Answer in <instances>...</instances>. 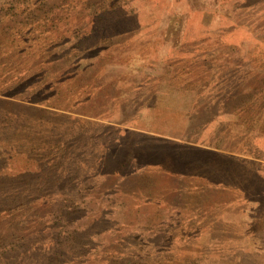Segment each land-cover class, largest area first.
<instances>
[{
    "label": "rangeland",
    "instance_id": "374dc122",
    "mask_svg": "<svg viewBox=\"0 0 264 264\" xmlns=\"http://www.w3.org/2000/svg\"><path fill=\"white\" fill-rule=\"evenodd\" d=\"M5 95L0 264H264V0H0Z\"/></svg>",
    "mask_w": 264,
    "mask_h": 264
},
{
    "label": "trees",
    "instance_id": "16d2710c",
    "mask_svg": "<svg viewBox=\"0 0 264 264\" xmlns=\"http://www.w3.org/2000/svg\"><path fill=\"white\" fill-rule=\"evenodd\" d=\"M2 94V93H1ZM3 95V94H2ZM8 97V98H7ZM10 97L9 96H7V95H5V97H1L0 96V104H4V105H6V104H8V105H12V104H14V102L15 101H13L12 100V98L11 99H9ZM17 104H19V103H17ZM30 104H32V103H29V105ZM29 107H32V106H29ZM34 110V109H33ZM28 115V114H27ZM17 124V123H16ZM16 126V125H15ZM18 126V125H17ZM1 128H3V130H5V128L4 127H1ZM15 128V127H14ZM13 128V129H14ZM11 129H12V127H11ZM5 132H7V131H5ZM4 139H7V140H9L10 138H8V137H5L4 135H3V133L1 132L0 133V143H2V141H4L5 142V140ZM141 153V152H140ZM140 153H138L139 155H140ZM142 157L144 158V160L142 159V162L144 163V165H150V164H152V163H155L156 162V160H157V158H161L160 156V154L158 153V151L157 150H155V149H153V150H145L144 152H142ZM162 158H164V157H162ZM203 159H205V158H203ZM173 160L178 164L179 162H180V160H179V158L178 157H175V155H174V158H173ZM190 160V159H189ZM191 161V163L190 162H188V164H193L194 163V161H192V160H190ZM156 164H159V165H161L162 166V164L161 163H159V162H156ZM186 164V163H185ZM184 164V165H185ZM129 174H133V173H129ZM128 176V175H127ZM126 176V177H127ZM209 181V180H208ZM212 184V183H211Z\"/></svg>",
    "mask_w": 264,
    "mask_h": 264
},
{
    "label": "crops",
    "instance_id": "0c3cea01",
    "mask_svg": "<svg viewBox=\"0 0 264 264\" xmlns=\"http://www.w3.org/2000/svg\"><path fill=\"white\" fill-rule=\"evenodd\" d=\"M260 163H264L263 159L261 158L260 160H258Z\"/></svg>",
    "mask_w": 264,
    "mask_h": 264
}]
</instances>
